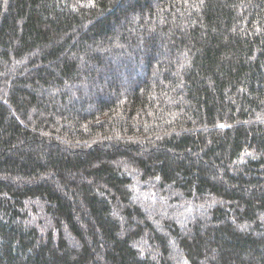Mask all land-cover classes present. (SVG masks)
<instances>
[{
    "label": "trees",
    "instance_id": "trees-1",
    "mask_svg": "<svg viewBox=\"0 0 264 264\" xmlns=\"http://www.w3.org/2000/svg\"><path fill=\"white\" fill-rule=\"evenodd\" d=\"M0 264H264V0H0Z\"/></svg>",
    "mask_w": 264,
    "mask_h": 264
}]
</instances>
